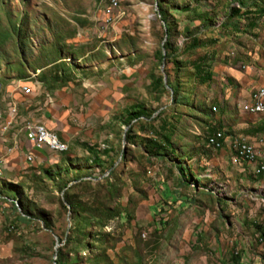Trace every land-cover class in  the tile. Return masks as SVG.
<instances>
[{
  "label": "rangeland",
  "instance_id": "rangeland-1",
  "mask_svg": "<svg viewBox=\"0 0 264 264\" xmlns=\"http://www.w3.org/2000/svg\"><path fill=\"white\" fill-rule=\"evenodd\" d=\"M235 2L166 0L169 21H179L176 57L182 56L186 26L206 43L198 55L227 47ZM106 7L108 0H0V110L16 102L19 120L43 122L69 146L66 154L43 149L34 155L25 138L17 144L10 134L0 138V264H55L69 241L67 264H228L230 250L238 251L242 241L254 242L252 230L237 224L244 208H252V199L244 204L237 196L248 186L234 167L223 164L219 151H202L198 144H207L208 131L191 108L172 113L179 122L177 150L186 148L187 155L150 158L143 146L149 130L139 132L137 121L131 124L133 139L126 140L125 107L145 104L152 118L161 109L169 115L176 109L169 89L161 100L149 92L150 73L173 75V64L162 72L155 60L165 29L157 0H119L110 17ZM262 27L254 34L260 41ZM182 81L187 103H203L206 86L197 87L186 75ZM20 84L31 93H23ZM249 112L254 114L252 106ZM195 127L204 135H195ZM86 145L100 151L112 147L111 159L118 158L114 168L92 164ZM57 165L69 172L48 178L45 171ZM173 195H184L192 204L166 206L156 214L154 208ZM121 211L128 219L120 218ZM245 214L252 223L247 215L253 214Z\"/></svg>",
  "mask_w": 264,
  "mask_h": 264
},
{
  "label": "crops",
  "instance_id": "crops-1",
  "mask_svg": "<svg viewBox=\"0 0 264 264\" xmlns=\"http://www.w3.org/2000/svg\"><path fill=\"white\" fill-rule=\"evenodd\" d=\"M231 1L237 2V8L241 13L231 18L228 24V46L221 50L212 47L211 51H209L213 55L211 62L213 80L207 85L204 91V100L207 103V109H193L192 114L201 118L202 121L197 123L203 126L204 131H208L206 135L207 144H198L202 151L207 150L206 152L208 154L211 153V150L219 151V156L223 164L234 167L238 172L235 175L241 178L240 181L245 186H248V189H240L237 192V196L243 200L244 204L249 200L251 201V199L253 203L251 209L244 208V212H242L243 217L241 221H237V224L239 226L238 229L242 228L245 230L248 228L252 230V241L254 242L249 240L242 241L239 249L236 248L238 251L233 252V250H230L228 252L229 257L227 263L264 264V174L258 175L255 165L246 162L242 163L237 146H231L238 144L240 138H244L259 147L260 141L264 139V113L256 114L254 110V114H250L249 112L250 107L254 106L253 93L264 88V40L260 41L261 38L254 36V34H258L261 31L260 27L262 26L258 25L259 22L264 27V12L255 11L254 13V10H252V13L246 14L247 7L252 3L251 0H242L243 4L239 0ZM233 7L235 6L231 4L230 13ZM251 23H255L254 29H252L253 34L251 32L249 34L241 29L242 25L245 26L244 29L246 27L249 28ZM217 27L212 26L211 29L216 30ZM233 37H236L235 40L237 42L233 40ZM61 60L59 58V61ZM18 88L23 92L29 86L20 84ZM188 94L186 93L187 102ZM209 110H212L211 113H209ZM0 111L5 112H1L4 118L0 122V138L10 134L14 137L15 144L21 138H25V142L30 145L24 134L30 123L35 122L45 126L43 122L32 121L23 117V119L20 118L19 120V109L16 102H9L6 110ZM210 117L212 118L210 119ZM212 129L215 131L221 130L224 133L221 134V143L223 145V149L221 150L213 149L214 139L210 140V145L213 148L208 144V138L214 134L210 133ZM51 131L53 132V130ZM194 133L195 135H204V132L202 133L198 127H195ZM215 139H218V137ZM30 147L32 150L29 152L32 151L34 155L37 151H41L34 149L31 145ZM200 148L197 150H201ZM49 152L52 151L50 150ZM187 152L186 148H183V154L187 155ZM192 160L194 159L191 158ZM1 163L2 161L0 159ZM229 177L231 178L232 176L230 175ZM194 194H196V191H194ZM168 200L166 197L162 203H166ZM173 201H177L175 203L177 208L192 204V200L185 199L184 195H173L170 204ZM246 210H249V214H253L254 218L247 215V218L253 221L252 223L246 219ZM235 257L239 258L236 259Z\"/></svg>",
  "mask_w": 264,
  "mask_h": 264
},
{
  "label": "trees",
  "instance_id": "trees-1",
  "mask_svg": "<svg viewBox=\"0 0 264 264\" xmlns=\"http://www.w3.org/2000/svg\"><path fill=\"white\" fill-rule=\"evenodd\" d=\"M241 4H243L242 0H239ZM252 3L247 7L246 14L252 13L254 10L257 12H264V0H251ZM158 3V15L160 17V20L165 23L166 30L164 29L162 31V38L165 39V36L167 35V41L164 43V45L158 49L155 52V60L159 65H162L163 60H166V64L172 63L173 64V75H169L167 72L168 77V84L173 90V106L176 109L169 112L164 109L162 110L157 116L152 118V113L147 109L145 104L142 103H135L130 106H127L124 108V115L122 122L129 127V130L126 133V140L130 142L132 137V122L137 121L139 123L138 131L141 133H145L147 130H149L150 136H145L146 142L143 143L145 152L150 158H169L172 160V157H175V159L183 156V149H180V152H178L176 143H175V137L178 132V120L173 116V114H177V108L179 107H189L191 109H202L206 110L207 103L205 100L201 104H196V102L193 100L192 103H187L186 98V92H184L183 88V81L182 76L186 75L189 81H192L196 84L197 87L206 86L211 83L213 80V73H212V60L213 55L210 53H204L202 55H198V51L201 50L206 46L205 41L198 36V33H193L189 27H185L182 31L184 35H186V40L183 45V49L180 52L182 55L181 57H176V54L179 50L174 49L173 46V40L175 37V30L177 27V23L175 25H172L169 21V13L168 6L166 3V0H157ZM260 3V4H259ZM241 12L237 7H233L232 11L230 13L229 19L236 17ZM255 23L250 24V29H254ZM20 38V33H18ZM163 44V43H162ZM163 50H165L166 55L163 54ZM182 58L186 61L184 64L181 60ZM62 59V58H61ZM59 61V58L57 62ZM56 62V63H57ZM187 68V70H185ZM45 69V68H44ZM184 69V70H183ZM149 92L152 96L156 97L157 99L161 100L163 95L168 92L167 88L165 87L164 80L162 76L155 75V73L152 71L150 73V84H149ZM195 102V103H194ZM171 109V108H170ZM212 111V110H211ZM173 113V114H172ZM145 119L147 121H145ZM159 122V126H156V123ZM224 134L221 130L215 131L212 129L210 133H214L211 135L208 140L210 144L211 139H215L218 137V133ZM140 136V135H139ZM143 140V139H142ZM86 150L91 156V163L95 164L96 166L100 168H104L106 166V169L111 170L114 168L116 160L111 159V153L113 152L112 147H106L102 151H100L98 148L99 146L93 145L89 146L86 145ZM69 151V150H68ZM178 152V153H177ZM67 153V152H66ZM63 153V154H66ZM62 155V154H61ZM107 158V159H105ZM70 159L65 160L64 164H69ZM63 166L66 165H57L56 170L49 169L45 172L47 173L48 178H52L55 176V173L60 174L61 171L65 170L69 172L68 167L63 168ZM181 176L186 177L185 175V169L182 166L177 167ZM114 172L111 171L110 173ZM193 176V174H192ZM194 177V176H193ZM183 178V180H184ZM187 178V177H186ZM68 183H65L63 185V188L67 187ZM108 188H113L108 187ZM67 202L73 207L74 210H76V205L74 202L70 200V198L67 195V192L65 193ZM173 197H169V200L166 201V203H159L156 208H154V211L156 214L165 212L166 206H173L177 201H173L172 204H170V200L172 201ZM64 208H66L64 206ZM111 212V211H109ZM120 218H127V215L125 212L121 211L118 212ZM114 216V215H112ZM163 221V217L161 219ZM163 225L164 221L162 222ZM50 227V225H48ZM77 227L71 228L72 232L77 231ZM264 236V234H263ZM80 244H84L85 242L82 240H79ZM70 244V241L64 245L63 248L59 249L58 252V258L55 262L57 264H67V257L65 255V246H68ZM238 259L239 257H235Z\"/></svg>",
  "mask_w": 264,
  "mask_h": 264
},
{
  "label": "built area",
  "instance_id": "built-area-1",
  "mask_svg": "<svg viewBox=\"0 0 264 264\" xmlns=\"http://www.w3.org/2000/svg\"><path fill=\"white\" fill-rule=\"evenodd\" d=\"M119 6V0H109V7L105 8L106 14L110 17L114 13V11ZM31 89L26 88L23 90V93L30 94ZM258 91H255L253 95H255V103L254 106L256 108V105L262 104L256 102V93ZM39 123L32 122L29 124V128L26 132H24L26 139L28 143L34 148L38 150L47 149L50 151V148H57V154L59 153H66L68 150H59V142L62 141L58 134L53 131V138L52 140H45L44 138V132H39ZM231 146H237L238 152L243 156V163H248L251 165H255V169L257 171L262 172L264 174V139L260 141L259 147L255 144L249 142L247 139L240 138V141L236 145ZM213 147L216 148V150L223 149V145L221 144V132L218 133V139H214ZM27 159L32 161V155L27 154ZM0 174H3L2 172V164H0Z\"/></svg>",
  "mask_w": 264,
  "mask_h": 264
},
{
  "label": "bare ground",
  "instance_id": "bare-ground-1",
  "mask_svg": "<svg viewBox=\"0 0 264 264\" xmlns=\"http://www.w3.org/2000/svg\"><path fill=\"white\" fill-rule=\"evenodd\" d=\"M108 7H109V0H108ZM256 102L262 103V104L256 105V108L254 107V109H253L254 113H256V114L264 113V88L258 90V92L256 93ZM253 103H255V95H253ZM28 128H29V125L27 127V130H28ZM39 132H44L45 140H52L53 132L51 130H49L46 126H44L43 124L39 125ZM50 150L57 154V148H50ZM59 150H69L68 144L65 142H59ZM59 154H63V153H59ZM239 156L241 157L242 163H243V156L240 153H239ZM256 173L258 175L263 174L262 172H259V171H257ZM0 176H2V174H0Z\"/></svg>",
  "mask_w": 264,
  "mask_h": 264
},
{
  "label": "water",
  "instance_id": "water-1",
  "mask_svg": "<svg viewBox=\"0 0 264 264\" xmlns=\"http://www.w3.org/2000/svg\"><path fill=\"white\" fill-rule=\"evenodd\" d=\"M163 26H164V28H165V30H166V25H165L164 22H163ZM166 41H167V35L165 36V39H164V41H163L162 46L164 45V43H165ZM163 54L166 55L165 50H163ZM165 67H166V60L164 59L163 62H162V65H161V71H162V72H164ZM163 80H164L165 87H166L167 89H169V90L171 91L172 95H173V90H172V88H171V87L169 86V84H168V77H167L166 74L163 75ZM161 111H162V109L159 110V112H161ZM159 112H158V113H159ZM128 128H129V127H128ZM55 261H56V259H55ZM55 264H57V262H55Z\"/></svg>",
  "mask_w": 264,
  "mask_h": 264
}]
</instances>
